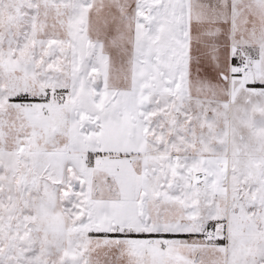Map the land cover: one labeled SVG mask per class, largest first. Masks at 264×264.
<instances>
[{"label":"snow or ice","instance_id":"6c2138e0","mask_svg":"<svg viewBox=\"0 0 264 264\" xmlns=\"http://www.w3.org/2000/svg\"><path fill=\"white\" fill-rule=\"evenodd\" d=\"M0 264H264V0H0Z\"/></svg>","mask_w":264,"mask_h":264}]
</instances>
